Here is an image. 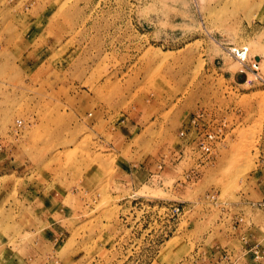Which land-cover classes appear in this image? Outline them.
I'll return each instance as SVG.
<instances>
[{
	"label": "rangeland",
	"instance_id": "rangeland-1",
	"mask_svg": "<svg viewBox=\"0 0 264 264\" xmlns=\"http://www.w3.org/2000/svg\"><path fill=\"white\" fill-rule=\"evenodd\" d=\"M263 156L264 0H0V264H264Z\"/></svg>",
	"mask_w": 264,
	"mask_h": 264
},
{
	"label": "bare ground",
	"instance_id": "bare-ground-1",
	"mask_svg": "<svg viewBox=\"0 0 264 264\" xmlns=\"http://www.w3.org/2000/svg\"><path fill=\"white\" fill-rule=\"evenodd\" d=\"M253 146L254 144L252 143V141L247 140V141L240 143L239 147H236L234 152H232L231 157L228 161L229 169L235 167L237 163L239 162L240 158H245L240 163L241 167H244V168H241V167L239 168L238 173H237L238 176H240L241 174L243 175L244 173L242 172L244 170H245L244 172H246V170L251 169L253 160H254V156L251 155V148Z\"/></svg>",
	"mask_w": 264,
	"mask_h": 264
},
{
	"label": "crops",
	"instance_id": "crops-1",
	"mask_svg": "<svg viewBox=\"0 0 264 264\" xmlns=\"http://www.w3.org/2000/svg\"><path fill=\"white\" fill-rule=\"evenodd\" d=\"M251 231V233H249V234H247L246 233V237H244L243 239H245V242H247L248 243V245H250V246H252L253 247V249L254 248H259V251H257L258 253L261 251V253H263L264 254V247L261 249V246H259V244L261 243L263 246H264V244L262 243V241H258L259 239V236H260V233L258 232V230L255 228V227H253V229L252 230H250ZM257 253V254H258ZM254 255L255 254H253L252 255V259L253 260H255V261H257L256 263L257 264H259L258 263V260H260V258H258V257H260V256H255L254 257ZM219 263V262H218ZM209 264H213V262L212 263H209ZM214 264H216L215 263V260H214Z\"/></svg>",
	"mask_w": 264,
	"mask_h": 264
},
{
	"label": "built area",
	"instance_id": "built-area-1",
	"mask_svg": "<svg viewBox=\"0 0 264 264\" xmlns=\"http://www.w3.org/2000/svg\"><path fill=\"white\" fill-rule=\"evenodd\" d=\"M211 136V135H210ZM209 145L205 147L206 150H209ZM262 163H263V166H264V156H263V159H262ZM258 256V255H257Z\"/></svg>",
	"mask_w": 264,
	"mask_h": 264
}]
</instances>
